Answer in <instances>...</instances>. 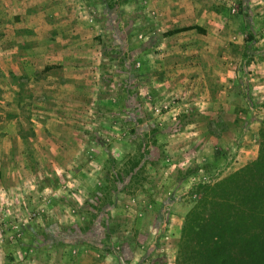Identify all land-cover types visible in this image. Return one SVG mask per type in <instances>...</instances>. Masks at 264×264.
Instances as JSON below:
<instances>
[{
	"label": "rangeland",
	"instance_id": "obj_1",
	"mask_svg": "<svg viewBox=\"0 0 264 264\" xmlns=\"http://www.w3.org/2000/svg\"><path fill=\"white\" fill-rule=\"evenodd\" d=\"M79 1L65 11L75 15L74 34L68 31L72 20L60 25L63 12L54 7L42 21L34 73L40 86L0 88V120L19 109L12 99L20 104L30 95L34 104L27 110L40 107L39 121L7 122L20 125L22 140L9 142L20 149L23 180L40 191L23 214L15 210L17 216L0 191V264H44L35 261V244L24 236L30 227L40 231L37 254L44 260L84 264L86 256L90 264H176L199 184L213 183L257 157L264 119V0H188L206 9L207 20L213 14L241 21L231 38L240 40L243 51L225 60L234 87L215 86L204 75L197 91L159 96L150 82L149 55L158 51L163 32L149 16L148 1ZM62 38L66 46L76 43L78 58L69 63L57 53L64 48ZM6 48L0 44L1 51ZM205 56L210 68L213 62L218 66L214 52ZM64 70H76L74 96ZM101 71L107 74L105 98L98 100ZM0 83H5L1 74ZM55 149L64 155L70 149L66 157L59 155L68 163L62 168L56 169ZM86 164L75 174V167ZM69 236L74 240L68 244L63 237ZM12 243L19 250L5 252Z\"/></svg>",
	"mask_w": 264,
	"mask_h": 264
},
{
	"label": "crops",
	"instance_id": "obj_2",
	"mask_svg": "<svg viewBox=\"0 0 264 264\" xmlns=\"http://www.w3.org/2000/svg\"><path fill=\"white\" fill-rule=\"evenodd\" d=\"M146 1L150 5L149 10H153V13H149V16L153 19L154 25L159 32H165L174 27L184 28L193 25L203 29V32H198L196 29H188L160 38L158 51L149 55L150 82H153L154 91L158 96L197 91L196 84L199 83L201 85V82L205 81L202 79L204 75L205 77H212L215 86L223 83L228 84L230 88L234 87L230 82L231 80L228 79L231 76V69L226 67L225 60L230 54L234 57H239L243 51V47H240V40H232L233 38H231L234 30L236 33L242 29L241 21L236 18H225V20H222L214 18L213 14L211 15L212 20H207L205 19L207 16L205 14L206 9H202L200 5L196 4L191 7L188 5V0ZM78 3H80L79 0H74L72 5L65 4L63 0H0V44L8 47V49L0 50V58L3 60V65H0V74L5 79V83H0V88L14 90L18 87H23L24 90H28L32 85L38 84L40 86V76L34 78V73L38 74L37 62L40 60V48L38 45L40 42V27L43 25L42 21L47 19L48 14L52 15L48 12V8L54 7L59 12H63L61 17L64 18L59 19L62 21L59 23L60 25H64L67 20H72V27L68 31H72L74 34L76 28L75 15H70V13H65V11L68 7L76 8ZM221 13L222 16H227L223 11ZM44 24L47 25V22L45 21ZM224 31H227L228 34L224 33ZM69 39L75 42L74 36L72 38L69 37ZM48 42L49 47H51L50 43L52 40ZM20 45L23 47L21 50L19 49ZM64 45V39L62 38L59 41V46L64 48L57 51L59 57L67 59L66 62L68 63L71 58L75 57L77 59L76 43ZM46 50L51 52L50 48ZM206 52L211 54L214 52V57L217 56V67L213 65V62L212 68H210V62H207L205 56ZM66 62L63 61V64H67ZM59 63L61 64V62ZM208 70H212V72L206 73ZM62 74L69 78L66 86H68L69 93L72 92V96H74L76 88L73 86V82H76V70H64ZM28 97L27 101H23L20 104L17 103V99H12L14 108L17 109L19 105V109L14 110L15 113L11 112L3 116V119L0 120V191L4 193L1 201L12 212V216H17L15 210H18V214H23L24 205L31 206V204H34L32 201H36L39 198L38 194L40 191V188H35L23 180L18 162L20 149H13L14 143H10V138L18 142L22 140V134L18 132L20 125L13 124L14 121H21L25 117L29 119L34 117L37 121L40 120V107L31 112L27 110L29 103L34 104L30 99L31 96L28 95ZM103 98L105 97L103 96L99 100ZM37 105L40 106L39 103ZM7 122H13L12 126H7ZM55 150L57 151L55 152L57 156L56 169L62 168L68 164L63 160V157H66L70 149L65 151V155L63 150ZM78 150L76 149V152H79ZM183 150L175 149L174 152ZM60 154L63 156L62 159L59 156ZM87 165L75 167L74 171L78 169L75 174L80 173V169L86 168ZM45 229H49V227ZM24 236L32 241L31 244H35L36 262L55 264L54 262L58 260V264L65 263V258H55L56 261H53V258L51 260L40 258L39 254H37L40 250V231L30 227V230ZM63 239L68 244L74 240L71 236L63 237ZM18 243L8 245V249H5V252L14 251L16 253L17 249L19 250L20 248ZM82 255H79V257ZM82 257L84 258V264H90L86 260V256Z\"/></svg>",
	"mask_w": 264,
	"mask_h": 264
},
{
	"label": "trees",
	"instance_id": "obj_3",
	"mask_svg": "<svg viewBox=\"0 0 264 264\" xmlns=\"http://www.w3.org/2000/svg\"><path fill=\"white\" fill-rule=\"evenodd\" d=\"M188 29L203 32L193 25L162 36ZM106 76L100 73L98 100ZM258 137L256 158L197 187L199 197L186 214L176 264H264V119Z\"/></svg>",
	"mask_w": 264,
	"mask_h": 264
}]
</instances>
